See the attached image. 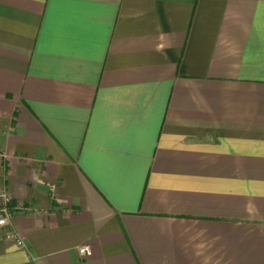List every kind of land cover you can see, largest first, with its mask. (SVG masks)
I'll return each instance as SVG.
<instances>
[{"label": "crops", "instance_id": "crops-1", "mask_svg": "<svg viewBox=\"0 0 264 264\" xmlns=\"http://www.w3.org/2000/svg\"><path fill=\"white\" fill-rule=\"evenodd\" d=\"M0 190V264H264V0H0Z\"/></svg>", "mask_w": 264, "mask_h": 264}, {"label": "built area", "instance_id": "built-area-1", "mask_svg": "<svg viewBox=\"0 0 264 264\" xmlns=\"http://www.w3.org/2000/svg\"><path fill=\"white\" fill-rule=\"evenodd\" d=\"M21 210H23L21 204H13L9 193L6 190H0V240L11 241L18 247L23 246V239L14 224V218ZM78 252L82 257H89L92 254V248L89 244H83L78 247Z\"/></svg>", "mask_w": 264, "mask_h": 264}]
</instances>
